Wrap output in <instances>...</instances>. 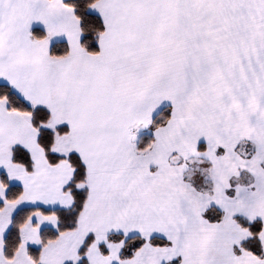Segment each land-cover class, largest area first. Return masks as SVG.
Segmentation results:
<instances>
[{"label": "snow or ice", "instance_id": "1", "mask_svg": "<svg viewBox=\"0 0 264 264\" xmlns=\"http://www.w3.org/2000/svg\"><path fill=\"white\" fill-rule=\"evenodd\" d=\"M0 264H264V0H0Z\"/></svg>", "mask_w": 264, "mask_h": 264}]
</instances>
